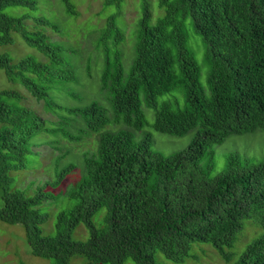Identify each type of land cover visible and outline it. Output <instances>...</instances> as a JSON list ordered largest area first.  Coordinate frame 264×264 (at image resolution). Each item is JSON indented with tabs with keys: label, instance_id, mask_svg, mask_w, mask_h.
<instances>
[{
	"label": "trees",
	"instance_id": "obj_1",
	"mask_svg": "<svg viewBox=\"0 0 264 264\" xmlns=\"http://www.w3.org/2000/svg\"><path fill=\"white\" fill-rule=\"evenodd\" d=\"M63 3L75 15L71 0ZM122 3L107 0L106 6L121 10ZM159 3L165 15L152 25L144 0L128 75L121 49L124 31L117 24L121 13L109 17L96 43L103 59L105 97L69 109L49 93L57 80L79 83L65 65L63 48L40 31L26 30V16L5 13L18 6L35 9L37 1L0 0V46L13 44V34L20 33L51 61L29 57L13 65L8 54H0V70L60 116L59 123L50 124L22 105L21 93L0 92V221L23 225L35 256L56 264H71L77 255L86 257L87 264H161L157 259L163 255L185 264L188 259L199 262L202 253L192 251L202 244L210 245L224 264H264V160L257 163L229 153L224 169L216 173L215 154V147L232 136L264 131V0ZM34 21L50 25L44 18ZM189 27L198 37L193 45ZM194 46L204 50L208 91L200 81ZM56 64L63 65L58 75L53 72ZM103 100L111 105L112 118L106 116L109 106H102ZM144 105L154 112L155 131L178 138L193 132L186 150L165 155L152 149L149 135L136 140L132 130L148 125ZM108 124L126 129L109 132ZM89 133L98 135L95 151L87 150L79 166L64 164L70 151L63 141L81 143ZM42 145L60 153L45 168L54 172L46 187L58 189L78 167L80 179L59 194L45 186L33 195L13 189L11 174L40 167L42 156L34 149ZM48 200L59 210L53 235H45L42 228L49 216L40 206ZM61 202L71 207L60 210ZM103 210L97 227L93 220ZM249 222L260 230L239 250ZM81 226L89 232L86 242L73 239Z\"/></svg>",
	"mask_w": 264,
	"mask_h": 264
},
{
	"label": "rangeland",
	"instance_id": "obj_2",
	"mask_svg": "<svg viewBox=\"0 0 264 264\" xmlns=\"http://www.w3.org/2000/svg\"><path fill=\"white\" fill-rule=\"evenodd\" d=\"M37 6L35 9H28L25 7H11L5 10V13L14 17L26 16L24 21L25 29L28 31H40L44 33L50 43L58 44L63 48L62 58L65 65L70 66L79 83H67L57 80L50 86L49 93L55 97L61 104L69 109L83 108L94 101L101 100L105 97L101 90V72L103 68V59L101 51L96 48V43L102 37V32L107 25L109 17L121 13L118 16L117 24L124 31L125 40L122 44L123 67L125 74L128 75L132 59L134 57V43L135 32L138 29V24L142 18V6L144 0H123L121 10L116 5L106 6L107 0H71L75 9V15L67 12L66 5L63 0H36ZM148 2L152 19L151 24L155 25L158 19L165 15V11L160 7L159 0H146ZM36 18L46 19L50 25L41 26L34 20ZM189 22V21H188ZM56 28V29H55ZM190 30V27H189ZM134 33V37H133ZM190 43L193 45L195 37L192 30L189 31ZM14 42L8 46H0V54H8L11 57L12 64L18 65L23 59L33 57L38 62L51 64V61L42 53L33 47H30L23 39L20 33L13 34ZM196 50V57L201 66V84L207 89V68L204 61V50ZM133 50V51H132ZM133 55V56H132ZM62 64H56L53 72L58 75L62 70ZM32 78H35L32 76ZM4 90L17 91L23 95L22 105L27 109L32 110L38 116L43 118L50 124H56L60 121V116L48 112L45 109L44 102H38L21 83H12L7 78L4 71L0 70V92ZM170 95L160 98V101L167 99ZM108 107V102L103 100V105ZM106 109V108H105ZM148 125L142 131L132 132L136 140L149 135L152 141V149L159 151L165 155H172L182 152L189 146L193 132L188 135L178 138L167 134H162L155 131L152 127L155 117L153 110L143 106ZM107 111V110H106ZM113 115L111 105L107 112V117ZM108 124L106 131L116 132L121 129H126L125 126H117ZM76 128H78L75 125ZM71 129V128H70ZM72 133L77 134V131L71 129ZM98 135L89 133L84 137L81 143H69L63 141L66 150L70 151L69 157H66L64 164L74 163L77 166L81 165L82 156L89 151H95ZM35 152L41 153L40 167L30 170L26 173L15 172L11 177L13 178L12 188L27 191L33 195L39 186H45L47 181L53 179L54 172L52 168L46 171V167L50 166L54 157L60 153L50 145H42L34 149ZM237 152L243 158L247 157L254 162H261L264 160V131L257 130L253 133L244 135H235L230 137L221 146L215 147L216 161L219 169L218 173L224 169L226 156L229 153ZM73 156V157H71ZM14 178L16 180H14ZM80 179L79 167L69 175L61 184V186L53 190L46 187V191H54L59 194L61 191L67 190L71 185ZM57 203L53 200L45 201L40 210L47 213L49 216L48 222L42 228L45 235H53L55 233V225L57 213L55 210ZM60 210L70 208V202H61ZM2 200L0 199V207ZM58 208V209H59ZM105 210L101 211L93 220L97 227H100ZM259 228L253 222H249L246 230L240 236L237 247L239 250L249 244L259 232ZM73 239L77 242H86L89 239V232L84 226L77 228L73 233ZM202 249H206V255ZM199 250L202 254L199 262L188 259L185 264H224L223 260L218 257L217 253L210 245L196 244L193 252ZM238 250V251H239ZM158 262L161 264H174L165 260L163 255H159ZM86 257L77 255L72 257L71 264H87ZM0 264H56L53 259H46L35 256L28 244L26 229L23 225H12L0 221ZM127 264H135L128 262ZM226 264V263H225Z\"/></svg>",
	"mask_w": 264,
	"mask_h": 264
}]
</instances>
